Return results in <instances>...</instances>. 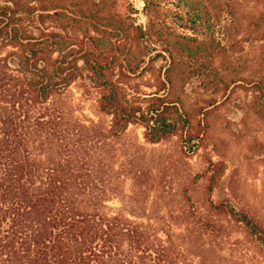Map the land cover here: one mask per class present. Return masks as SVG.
I'll return each instance as SVG.
<instances>
[{
  "label": "trees",
  "instance_id": "16d2710c",
  "mask_svg": "<svg viewBox=\"0 0 264 264\" xmlns=\"http://www.w3.org/2000/svg\"><path fill=\"white\" fill-rule=\"evenodd\" d=\"M141 1L139 9L132 0H0V48H11L0 53V264H195L189 242L171 232L163 240L150 224L76 204L88 189L82 158L64 152L78 154L80 131L62 128L50 101L81 79L101 91L100 112L112 117L107 137L139 123L150 142L180 128L183 146L198 148L217 101L189 111L176 85L206 79L223 40L260 25L239 0ZM82 127L92 134L97 124ZM40 130L64 143L59 157L34 156ZM211 164L212 187L223 168ZM210 206L264 250V225L248 211Z\"/></svg>",
  "mask_w": 264,
  "mask_h": 264
},
{
  "label": "rangeland",
  "instance_id": "374dc122",
  "mask_svg": "<svg viewBox=\"0 0 264 264\" xmlns=\"http://www.w3.org/2000/svg\"><path fill=\"white\" fill-rule=\"evenodd\" d=\"M132 1L142 8L141 0ZM239 1L245 13L253 7L260 26L223 40L206 79L189 78L174 89L189 111L217 101L206 112L200 147L185 148L180 128L150 142L139 123H131L118 137H107L112 117L100 112L101 91L81 79L50 101L61 112V127L80 131L73 137L82 142L78 154L64 152L82 158L78 164L88 189L76 204L150 224L163 240L171 232L176 242H189L188 257L195 264H264V250L247 230L210 206L211 201L231 202L264 225V38L258 37L264 33V0ZM138 19L144 22L140 13ZM10 50L0 48V53ZM93 122L97 131L91 134L82 126ZM32 139L37 159L48 161L63 151L64 143L48 130ZM212 162L223 171L211 187Z\"/></svg>",
  "mask_w": 264,
  "mask_h": 264
},
{
  "label": "crops",
  "instance_id": "0c3cea01",
  "mask_svg": "<svg viewBox=\"0 0 264 264\" xmlns=\"http://www.w3.org/2000/svg\"><path fill=\"white\" fill-rule=\"evenodd\" d=\"M143 3V2H142Z\"/></svg>",
  "mask_w": 264,
  "mask_h": 264
}]
</instances>
